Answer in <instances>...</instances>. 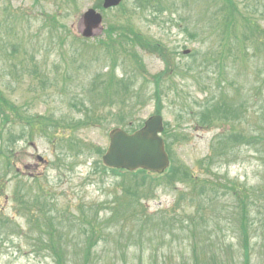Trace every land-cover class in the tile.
<instances>
[{"label":"rangeland","instance_id":"1","mask_svg":"<svg viewBox=\"0 0 264 264\" xmlns=\"http://www.w3.org/2000/svg\"><path fill=\"white\" fill-rule=\"evenodd\" d=\"M208 1L214 12L221 0H204ZM234 1L240 9L257 6L258 11L245 14L257 25L255 34L244 25L242 17H233L232 32H235L228 49L233 51L231 54L235 60L237 58V63L224 77L233 80L236 86L229 91L225 78L223 84L215 86L214 80H219V75H215L212 67L198 69V83L182 77L176 70L182 71L186 65L201 61L209 53H222L217 23L201 22L198 32L202 35L192 38L194 30L189 23L195 20L192 10L179 9L170 17L163 14L153 18L148 13L140 14L136 0H126L118 9L105 12L97 8L103 16L104 32L109 26L118 29L131 26L146 42L158 44L160 49L170 53L172 72L167 77L166 72L159 76L165 67L158 55L143 52L140 47L136 49L143 67L132 79V89L140 90L141 98L130 94L125 103L120 104L116 96L93 102L89 98L94 85L97 84V90L106 86L111 72L121 79L136 68L129 53H120V46H129L124 38H118V63L111 62L114 52L95 47L105 38L104 33L86 41L85 45L80 41L77 24L80 16L98 6V0H0V90L7 99L22 107L27 118L43 116L62 125L50 130L43 127L32 139H18L22 135L17 140L10 139L9 149L0 140V151L14 153L9 156L10 167L6 156L0 155V264H53V254L39 249V241L47 240V236H43L46 226L41 229L30 225L24 212L17 209V187L19 192L28 189L30 173L37 177L47 194L45 200L40 194V204L61 220L63 227L56 230L61 229L60 241L67 250L64 257L72 264L86 256L87 249L82 245L87 243L93 245L90 251L93 264H194L196 259L203 261L205 256L214 261L225 259L226 264H244V239L239 223L233 222L230 214L233 194L227 189L233 184L240 186L239 190L264 189V134L258 132L264 129V121L258 118L264 113V0ZM224 11L219 7L221 21ZM225 35L226 32L222 34ZM258 38L260 43L256 44L254 41ZM236 45L241 46L234 47ZM184 51H189V55H184ZM244 52L247 61L241 60ZM154 76L159 85H154ZM258 85L263 87L259 98ZM220 93L227 102L237 104L243 99L247 108L244 116L224 124L215 122L209 127L196 124V116L205 109L208 100L214 103ZM155 94L159 104L154 100ZM221 98L216 99L220 104L223 103ZM89 102L96 105L91 107L95 116H91L94 118L91 125L85 124L83 117L86 108L91 106ZM117 113L126 117L122 126L115 119ZM155 114L163 118L164 133L176 135V143L171 146L175 166L187 167L200 181L197 189L204 190L203 197L213 195L214 185L222 188L216 190L219 202L214 210L206 208L203 213L205 221L213 218L214 222L207 223L206 229L191 227L190 232L196 234L185 232L186 219L195 215V209L186 204L173 209L177 191L189 193L187 184L178 183L174 187L165 181L152 184L147 199H141L152 223L142 226V221L135 219L139 207L129 206L120 197L119 173L110 172L102 165L101 156L108 147L112 129L135 131ZM69 125L73 127L72 132L64 134L63 128ZM226 129L239 134L243 141L251 137L252 146L246 142L236 146L231 154L217 157L219 134ZM71 135L81 143L79 154L63 148L62 138ZM38 156L46 163L36 166ZM136 179L142 183L141 179ZM196 199L200 196L196 195ZM254 201L248 214L250 238L245 243L250 253L246 264H264V193ZM223 209L225 211L220 213ZM112 212L119 213V222L116 218L109 220ZM167 216L169 219L179 217L178 224L164 228ZM92 217H96L97 222L88 223ZM155 222L159 227L153 226ZM87 228L98 231L94 239L83 234ZM99 229H102L100 234ZM201 231H206L204 236L209 235L205 246L203 236L199 235Z\"/></svg>","mask_w":264,"mask_h":264},{"label":"trees","instance_id":"2","mask_svg":"<svg viewBox=\"0 0 264 264\" xmlns=\"http://www.w3.org/2000/svg\"><path fill=\"white\" fill-rule=\"evenodd\" d=\"M246 1V0H244ZM237 3L234 0H221L219 3V6H216V10L213 12V5L211 4V1H208L207 3L204 2V0H136V7L137 10L140 12L141 15H144L148 13L153 18L161 17L163 14H168L169 17L174 15L176 12L180 10L183 11H190L192 10V13L195 16V20L193 22H189L193 26H190L191 29L194 30V34L191 35L192 38H197L201 36L198 32V28L200 27V23L204 22L206 25H211V23L215 24L217 23V28L228 31L230 29H233L234 26V16H240L243 19L244 25H248L249 30L252 32V34H255V29L257 28V25L254 24L249 18L250 16H246L245 14L255 13L258 11L257 6H252L251 8H248L247 6H244V8L240 9L237 7ZM197 7V8H196ZM219 7L224 8V14L222 17V21L218 17ZM136 9V8H135ZM245 20V21H244ZM114 29H117V32H121V34L117 35L118 37L121 36V38H124L129 43L128 48H121V55L125 53H129L135 63L136 66L142 68V62L140 59V56L137 52V48L140 47L143 52H146L148 54H156L158 55L161 60L164 63V71L159 74V76L163 75L164 72H166L167 77H170V73L172 72L171 67V60H170V53L164 49H160L158 47V44H150L146 42L140 34H138L131 26L126 27H112ZM258 30V29H257ZM114 30H112L110 33H112ZM120 38V39H121ZM107 43H104V41H101L102 45H106L107 47H110L112 44V38L111 35L107 36ZM115 43V41L113 42ZM200 61L194 60L190 65H186L183 69L181 74L182 77L185 76V78H191L194 82H196V75L198 74ZM202 65V63H201ZM155 81L154 85H159L158 78L156 76L153 77ZM132 79L130 78H122L119 79L115 83V87L117 88V91L114 92V95L117 96L118 102L120 104L125 103L126 97L129 96L132 92ZM166 86L168 84L166 83ZM105 94L106 97H108V92L106 90ZM92 92L96 93L97 88L93 87ZM122 93L119 95V93ZM135 97L141 98L140 90L134 91ZM155 94V98H156ZM220 96L222 97L223 94L221 93ZM157 99V100H156ZM155 99V101L158 103V96ZM160 103V102H159ZM158 103V104H159ZM91 105L90 108H86V112H84V122L87 125H91L93 123L94 118L91 116H94V113L91 111L92 106H96L95 104L89 102ZM218 103H213L212 100H208L205 109H203L202 112H200L199 115L196 116L197 120L196 122L205 125V127L212 126L215 122H222V121H236L237 118L239 119L241 111L240 107L239 110L235 109L232 104H228L227 106L222 104L221 106L217 105ZM210 105V107H209ZM21 108V107H20ZM19 106L15 105L13 102L10 101V99H7L3 93L0 90V140L6 142L11 147V140L10 139H16L17 136L22 132V129L24 131H27V133L30 134V137L32 138L33 134L36 129H40V125L42 126L45 124V120L43 118L34 117V118H27L26 115L22 112V109H20ZM208 110V111H207ZM262 110V109H261ZM207 111V113H205ZM159 113V112H158ZM95 117V116H94ZM260 119V122L264 121V113L259 115L258 117ZM115 119L119 121L120 125L122 126L124 124V121L126 120V117L121 114L117 113L115 114ZM258 122V121H257ZM26 126H25V125ZM81 126V125H80ZM78 126V127H80ZM60 124L58 123V128H60ZM16 128V131H13ZM77 127H74L76 129ZM68 130L72 132L73 127L71 125L68 126ZM74 133V132H73ZM229 132H226L225 136H220V142L223 140H227V135ZM4 135V137H3ZM166 137V144L165 148L167 152L169 153V156L172 161V166L170 167L168 173L166 176L157 177V176H148L145 174V172L139 171L137 174L141 176H130L131 174H125L123 176H118L122 179V188L120 184V197H123V199L126 200L127 204L129 206L137 205L140 209V212L135 215L136 221L141 220L142 226H145L146 224L152 223L150 218L148 217L146 210L144 206L141 204V199L146 200L147 194H150L152 192V184H155L159 181H165L168 186H175L177 183H186L189 187V193L184 194L182 192H178V197L176 199L175 205L173 209H180L181 205L186 204L188 205V208L195 209V215H189L187 217V227H185V232L196 234V232H190L191 227L196 229L197 227L205 228L207 227V223L212 222V218L210 220L205 221V217L203 213L205 212V208L208 207V209L212 208L214 205L211 203V201L215 200V196L213 197L209 194L205 197L204 196V190H198L197 186L199 184V180L196 178H193L192 173L190 170L185 166H179L177 168L175 166V162L173 159V154L171 152V146L176 143V135H168V133H164ZM72 136V135H71ZM180 136L178 135V139ZM232 138V137H231ZM5 139V140H4ZM75 137H71V140H74ZM247 145L252 146L251 137L247 138ZM127 175V176H126ZM141 179L142 183H138V179ZM136 179L137 182L134 180ZM149 183V187H146L145 184ZM240 186H237L235 184L232 185L231 189H228L232 192L233 195V205H232V216H233V222H238L240 226L241 236L244 239V244L242 246V255L244 254V264H246V260L249 255L248 246L246 245L245 241L249 240V217H248V211L247 206L249 205L247 203L248 199V192L245 193V195L242 198L243 190H239ZM203 188V187H201ZM30 191V189H28ZM43 194V189H41ZM251 193V192H250ZM200 196V199H196V195ZM15 195H17V191L15 192ZM17 201V200H16ZM134 203V204H133ZM36 204V201L33 202V205ZM116 202H113V205H115ZM114 207V206H112ZM46 206L44 204H41V210H32L30 205V199L28 198L27 202H24V208L23 211H25V215L28 218V222L33 223L36 227H39L43 229V226H46L47 230L46 233L43 234V236H47V241L44 240L40 244L41 250H46L50 254H53L52 262L53 264H72V261H68L64 255L67 251L66 248L62 245V243H55L53 239L51 238H61V234L58 231V228L56 230V227H54V221H58V223H61V220H58L55 215L50 214V210H44ZM211 211V210H209ZM225 210H221L220 212H224ZM113 213V212H112ZM110 214V219H117L119 222V218H117L119 213H113ZM38 214V215H37ZM85 217L84 213L81 214V219ZM148 217V218H147ZM179 217H174L172 219H169L168 216L166 217L165 226L164 228H171L174 226V224H178ZM91 222H97L96 217H92ZM57 223V224H58ZM156 227H159L160 224L155 222ZM200 224V225H199ZM49 227L51 230H48ZM124 227V226H123ZM123 227H121L123 229ZM102 232V229H99V234ZM42 234V233H41ZM88 237V235H91V239H94V235L98 234V231L95 229L87 228L85 233H83ZM200 238L203 236V246L206 245V243H209V235H206V231H201ZM88 239V238H87ZM44 247V248H43ZM83 248L86 247V256L82 257L80 260H75V264H93L92 262V254L90 253L93 245L90 243L83 244ZM79 251H82L81 249ZM196 262L194 264H226L225 259L218 258L215 261L212 259V257L205 256L203 261L196 259Z\"/></svg>","mask_w":264,"mask_h":264},{"label":"water","instance_id":"3","mask_svg":"<svg viewBox=\"0 0 264 264\" xmlns=\"http://www.w3.org/2000/svg\"><path fill=\"white\" fill-rule=\"evenodd\" d=\"M123 0H104L105 9L118 6ZM101 17L93 10L87 11L80 20L79 30L83 37L95 35L100 27ZM162 117L149 118L144 127L129 135L122 130L110 133V144L103 156L104 165L133 171L138 168L161 173L168 166L164 151Z\"/></svg>","mask_w":264,"mask_h":264},{"label":"flooded vegetation","instance_id":"4","mask_svg":"<svg viewBox=\"0 0 264 264\" xmlns=\"http://www.w3.org/2000/svg\"><path fill=\"white\" fill-rule=\"evenodd\" d=\"M36 166H37V164H36ZM29 176H30V178H33V177H34V176L31 174V173H30V175H29Z\"/></svg>","mask_w":264,"mask_h":264}]
</instances>
